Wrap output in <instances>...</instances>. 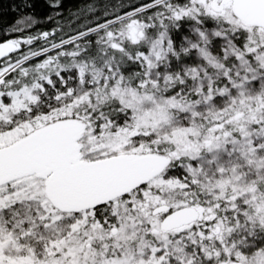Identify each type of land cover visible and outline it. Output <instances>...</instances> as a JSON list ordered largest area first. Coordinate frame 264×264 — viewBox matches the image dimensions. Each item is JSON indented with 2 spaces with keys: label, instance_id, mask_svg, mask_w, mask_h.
I'll return each instance as SVG.
<instances>
[{
  "label": "rangeland",
  "instance_id": "1",
  "mask_svg": "<svg viewBox=\"0 0 264 264\" xmlns=\"http://www.w3.org/2000/svg\"><path fill=\"white\" fill-rule=\"evenodd\" d=\"M171 1L160 0L130 12L0 70V148L42 126L75 118L86 125L80 140L85 160L151 153L149 146L160 142L173 148L171 153L162 154L171 162L179 154L188 157V163L178 167L176 173H162L138 191L141 199L131 193L102 206L97 213L96 210L79 214L56 211L44 197L43 180L34 176L1 186L0 264H194L190 255L179 251L183 246L182 233L189 226L161 234L158 226L162 215H152V210L161 205L171 211L199 208L197 195L205 204L203 216L212 217L207 224L208 234H201L197 246L205 257L204 264H264V247L253 244L262 239L264 232V101L255 102V94L249 87H240L232 97L215 101L218 109L211 103L202 109H192L187 117L189 122L204 120L205 130L200 134L192 128L182 133L177 131L181 125L170 114L176 104L172 99L142 95L120 86L104 93L105 86L100 87L93 79L95 75L81 69H77L76 79L70 77V71L64 73L69 86L58 97L51 98L50 106L39 103L43 85L51 82L49 73L54 72V66H49L54 60L48 55L50 51L97 30H105L106 43L121 49L122 44L143 37V25L134 16ZM187 1V11L175 14L174 6H165L164 10L174 12L175 20L199 16L209 19L210 28L215 29L196 35L192 42L193 47L200 44L197 53L201 56L207 57L206 45L213 36L220 35L222 27H227L236 37L243 36L246 52L264 55V30L243 26L229 7H224L222 13L212 11L211 0ZM161 35L156 40L167 41ZM11 41L24 44L21 40ZM151 44L150 57L144 59L147 64L161 54L159 46ZM38 56L45 57L40 68L48 75L14 87L4 83V77L11 71ZM260 68L264 70V65ZM56 78L62 80L61 76ZM101 82L105 85L107 79ZM144 83L148 87L155 84L152 77H147ZM9 86L13 88L8 89ZM257 86H264V82ZM111 100L124 107L126 117L122 118L121 113L112 121L95 116L91 123L83 115H66L69 111L82 113ZM254 103L259 104V110ZM216 149L221 152L217 157L226 155L225 165L212 164L216 160L211 151ZM201 151L205 152L204 156L198 157ZM95 214L101 219H96Z\"/></svg>",
  "mask_w": 264,
  "mask_h": 264
},
{
  "label": "trees",
  "instance_id": "2",
  "mask_svg": "<svg viewBox=\"0 0 264 264\" xmlns=\"http://www.w3.org/2000/svg\"><path fill=\"white\" fill-rule=\"evenodd\" d=\"M158 1L160 0H0V43L11 40L24 41V44H20L18 52L0 62V70L33 53L56 46L73 36L90 32ZM165 6H174L173 9L177 10L175 14L189 8L187 0H172L164 6L154 5L142 11L134 16V19L143 25V37L137 42L122 44L121 49H114L106 43L103 39L105 30H97L50 51L48 55L54 60L49 66H54V72L49 73L51 82L43 85L44 91L42 95L39 94V103L50 106L51 98L58 97L69 86L64 73L70 71V77L76 79L77 69L84 70L87 74L92 72L95 75L93 79L99 82L100 87L105 86L104 93L114 86H120L142 95L172 99L176 104L170 114L181 125L177 130L181 133L191 128L198 130L199 134L202 133L205 130L204 120L189 122L187 119L192 109H202L208 103L218 109L219 105L215 101L232 97L240 87H249L255 94V102L264 101V86H257L264 82V70L260 68L264 65V55L256 56L246 52L243 49V36L236 37L227 27H222L220 35L213 36L206 45L205 50L209 58L206 55L201 56L197 53V45L200 44L194 43L196 46L193 47L192 42L196 35L215 29L210 28L209 19L199 16L175 20L174 12H166ZM160 34L167 41L156 40ZM151 43L159 46L161 54L147 64L144 59L150 57L148 51ZM44 60L45 57L38 56L25 62L6 75L4 83L14 87L43 78L46 72L40 65ZM57 75L62 77L61 81L56 78ZM147 77L154 80L152 87L143 86ZM103 78L107 79L105 85L101 82ZM72 82L74 83V80ZM10 87L8 89L13 88ZM92 95L93 92H90L89 97ZM63 105L65 103L62 104L65 109L67 106ZM253 105L259 110L258 103ZM89 109L82 113L69 111L66 115H83V118L89 119L88 122L91 123L95 116L100 120L112 121L121 113L122 118L126 117V110L116 100ZM149 150L167 154L171 153L173 148L165 142H160L149 146ZM204 153L201 151L197 156H204ZM211 153L214 154L213 160H216L212 164L223 162L222 165H225L226 155L217 157L221 153L217 149ZM187 163V154H179L178 159L170 161L163 174L173 171L176 173L178 167H184ZM197 197L196 203L203 209L205 204L201 196ZM97 218L101 219L99 216ZM206 228V223H194L189 226V230L182 233L183 246L179 248L180 254L190 255L194 264H204L205 257L197 246L201 234H208ZM253 244L258 247L256 242Z\"/></svg>",
  "mask_w": 264,
  "mask_h": 264
},
{
  "label": "water",
  "instance_id": "3",
  "mask_svg": "<svg viewBox=\"0 0 264 264\" xmlns=\"http://www.w3.org/2000/svg\"><path fill=\"white\" fill-rule=\"evenodd\" d=\"M224 6L243 26L264 30V0L210 2L216 13H222ZM19 50L20 45L14 41L1 42L0 62ZM85 126L75 118L61 119L0 148V187L34 176L43 180L44 197L56 211L75 214L130 194L160 176L170 164L169 158L156 152L85 160L80 144ZM169 210L161 205L152 210V215ZM203 212L192 206L170 211L162 219L160 230L168 233L207 221L209 217H204Z\"/></svg>",
  "mask_w": 264,
  "mask_h": 264
},
{
  "label": "flooded vegetation",
  "instance_id": "4",
  "mask_svg": "<svg viewBox=\"0 0 264 264\" xmlns=\"http://www.w3.org/2000/svg\"><path fill=\"white\" fill-rule=\"evenodd\" d=\"M225 0H217V3L218 4H220V3H222V2H224ZM225 7V6H224ZM145 186V185H144ZM144 186H141L140 188H138V189H136V190H134V191H132L131 193H134L135 195H136V197L138 198V199H141L140 198V195L138 196V191H140L141 189H143V187ZM130 193V194H131ZM146 201H148V199H146ZM100 208V207H99ZM98 209V208H97ZM96 210V209H95ZM171 210H169L168 212H166V213H161V215H162V218H161V221H162V219L170 212ZM84 212H86V211H84ZM80 213H82V212H80ZM75 214H79V213H75ZM211 216L209 217V219L207 220V221H198V222H196V223H206V224H209V222L211 221ZM161 221H160V223H161ZM158 228H159V230H160V224H159V226H158ZM206 229H208V227L206 228ZM157 231V229H155L154 230V232H156ZM161 231V230H160ZM161 234H164L163 232H160ZM261 238L262 239H258L257 241H256V244L257 245H260L259 247H264V232L263 233H261ZM258 248V247H257Z\"/></svg>",
  "mask_w": 264,
  "mask_h": 264
}]
</instances>
